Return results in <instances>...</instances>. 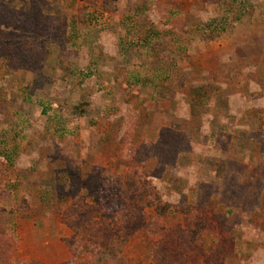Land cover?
<instances>
[{
	"label": "rangeland",
	"instance_id": "1",
	"mask_svg": "<svg viewBox=\"0 0 264 264\" xmlns=\"http://www.w3.org/2000/svg\"><path fill=\"white\" fill-rule=\"evenodd\" d=\"M4 5L21 15L0 49L24 40L36 66L0 55L6 264H264V0ZM138 181L186 210L135 206ZM98 183L103 210L74 237L62 218Z\"/></svg>",
	"mask_w": 264,
	"mask_h": 264
},
{
	"label": "trees",
	"instance_id": "2",
	"mask_svg": "<svg viewBox=\"0 0 264 264\" xmlns=\"http://www.w3.org/2000/svg\"><path fill=\"white\" fill-rule=\"evenodd\" d=\"M6 0H0V25H2L3 23H5V21L8 20V17H10L12 15V18H20V15L12 14L11 9L7 8L4 3ZM21 2H23L24 0H20ZM33 24L30 23V21L24 20L22 21L21 27H28V29L30 27H32L33 25V31L31 30V33L29 36H27L28 38L31 37V39H35L36 41L40 40L39 36H44V32L40 31L39 26L40 23L38 21L39 18H33ZM24 29V28H23ZM32 34V35H31ZM23 40V39H22ZM38 43V42H37ZM25 44L24 40L20 44H18L17 48L12 50V51H7L5 49H0V55H7V57L14 62L15 64L20 62L18 69H32L35 66V61H34V56L35 53L32 52L31 50L26 53L24 50H22L23 45ZM36 67V66H35ZM129 188V191L131 193V198H132V202L135 203V206H140V203L143 201H146V204L151 205V206H155L157 213L159 215L160 218L164 217L167 213H173L174 211L177 212H183L186 209L184 207L182 208H178L174 205L172 206H168L165 204H160L158 201V197L156 195V190L155 188L150 185L149 182H145V181H138L135 183H130L127 186ZM90 193L88 195V199H90L92 202L89 204L87 202H85V198L82 199L80 202H74L73 205H71V207L68 209L67 213L64 215V217L62 218V222L65 226L69 227L72 231H73V236L75 237V235L78 234L79 228L82 226L81 223H92L93 221V214H97L100 215L101 210L102 209V195L99 192V183L97 185H92L91 188L89 189ZM153 198V201H152ZM93 206L96 207V209L94 210ZM92 207V208H91ZM142 208V207H140ZM90 209V210H89ZM5 209L1 206L0 204V213L4 212ZM14 212L10 211L9 215H7L8 217L6 218L8 220V222H11L12 220L9 218L10 216H12ZM9 218V219H8ZM11 220V221H10ZM103 221H105L103 219ZM0 222H2V217H0ZM102 224V225H101ZM98 224V226H102L101 227V231L104 230L105 228L109 229L110 231V226L106 225L105 223H101ZM3 225V223H0V227ZM96 225V224H94ZM100 229V228H99ZM108 231V230H107ZM0 236L2 238H4L5 240H0V264H6L8 258L10 257L9 255H11L12 253L15 252L16 248H17V240L14 238V236H12V234L8 231L6 232V234H0ZM95 240H91V242L93 244ZM177 243H180V240H177ZM193 243V242H191ZM188 244H190L188 242ZM157 246L161 247V242L156 244ZM191 245V244H190ZM190 245H188V250L191 251V247ZM218 249V248H217ZM218 250L223 251L222 248H219ZM193 251V250H192ZM161 255H163L164 250L162 249L161 252H159ZM225 253V251L223 252ZM77 254V252L75 250L72 251V258L73 260L75 259V255ZM225 255V254H224Z\"/></svg>",
	"mask_w": 264,
	"mask_h": 264
},
{
	"label": "crops",
	"instance_id": "3",
	"mask_svg": "<svg viewBox=\"0 0 264 264\" xmlns=\"http://www.w3.org/2000/svg\"><path fill=\"white\" fill-rule=\"evenodd\" d=\"M252 89L254 90L255 87H253ZM248 103H249V101H248V99H246V104L248 105ZM257 108H258V107H257ZM19 245H20V243H19V241L17 240V248H16V251L19 250ZM66 252H67V254L69 253L67 249H66ZM67 254H66V255H67ZM65 258H66V259H65L64 261H67V260L69 259L68 255H67ZM28 259H29V258H28ZM29 260H30V259H29Z\"/></svg>",
	"mask_w": 264,
	"mask_h": 264
}]
</instances>
